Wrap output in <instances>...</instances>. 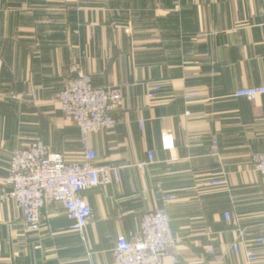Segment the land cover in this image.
Returning a JSON list of instances; mask_svg holds the SVG:
<instances>
[{"label":"crops","instance_id":"1","mask_svg":"<svg viewBox=\"0 0 264 264\" xmlns=\"http://www.w3.org/2000/svg\"><path fill=\"white\" fill-rule=\"evenodd\" d=\"M0 7V264L110 263L116 239L138 235L142 216L161 208L181 240L170 254L176 263L164 264H264V244L253 242L264 239V177L251 162L264 153V96H234L264 85V0H0ZM73 66L96 88L123 90L115 126L89 136L95 164L119 168L120 181L83 193L92 219L82 236L55 202L42 208L39 232L29 233L15 203L1 199L10 190L3 180L11 154L34 143L80 160L79 130L57 101ZM152 85L160 86L155 99ZM162 133L172 135V151L162 149ZM148 153L154 164L140 169ZM170 195L175 200L164 203ZM240 232L248 247L239 243L234 253Z\"/></svg>","mask_w":264,"mask_h":264},{"label":"built area","instance_id":"2","mask_svg":"<svg viewBox=\"0 0 264 264\" xmlns=\"http://www.w3.org/2000/svg\"><path fill=\"white\" fill-rule=\"evenodd\" d=\"M1 11V7H0ZM75 77L66 79L58 94L59 110L67 122L74 124L79 130V142L82 146L80 160L67 162L59 153L34 143L14 151L10 157L8 176L3 184L9 187L1 199L12 200L22 212L24 225L29 233H37L41 226V210L51 202L58 203L64 209L66 216L72 221L71 230L82 236L92 219L90 205L83 193L96 187L117 184L120 181L119 168L108 164H95L96 154L91 149L89 136L94 133L109 130L115 126L112 113L120 106L123 99L121 87L96 88L92 85L90 75L82 72L78 66H73ZM160 86L152 85L148 92L150 99H155ZM236 98L248 101L264 96V85L252 88L238 89ZM186 100L197 99L196 95H186ZM161 147L164 151L174 148L170 133H162ZM212 155H217V145L211 144ZM148 161L138 165L140 169L154 164L151 153ZM251 162L257 173L264 177V153L255 154ZM224 184L220 180H212L209 186L219 187ZM175 200L173 196H165L164 203ZM230 221L229 214H225ZM254 244H264L263 238L255 239ZM181 240L174 237L170 229V219L165 209H156L142 216L140 231L131 239L120 236L115 241L112 251L113 260L107 264H164L166 258H171V251L177 248ZM239 243L248 247L241 238L231 245L234 253L238 252ZM212 254L211 251L208 252ZM245 256L249 262L257 260L256 253L247 249ZM219 264L220 259H215Z\"/></svg>","mask_w":264,"mask_h":264}]
</instances>
